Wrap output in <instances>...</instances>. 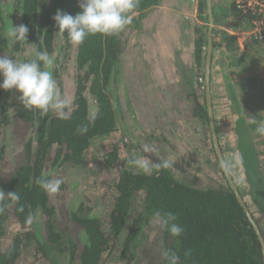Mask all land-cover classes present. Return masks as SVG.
I'll return each mask as SVG.
<instances>
[{
	"label": "trees",
	"instance_id": "trees-1",
	"mask_svg": "<svg viewBox=\"0 0 264 264\" xmlns=\"http://www.w3.org/2000/svg\"><path fill=\"white\" fill-rule=\"evenodd\" d=\"M162 3L164 0H139L132 23L124 30L113 36L89 35L77 46L67 39L66 33L63 37L57 34L59 29L53 16L58 9L74 16L80 11L78 0H0V55L23 62L33 58V49L47 51L54 58L50 70L63 96L61 72L69 66L75 72L72 105L66 109V118L58 117L55 112L41 116L38 111H29L18 99V92L0 89V191L16 192L20 197L19 202H15L7 195L0 196L3 209L0 212V264H23L24 261L27 264H105V255L114 251L120 253L117 260L127 259L125 264H130L143 246L141 241L146 229L153 228L152 225L157 230L154 246L157 254L152 264H167L162 256L165 250L176 252L179 264H264L259 237L218 159L205 86L198 84L199 80H187L193 91L188 99L194 98L192 117H200L208 128L206 148L209 154L213 152L215 160L208 157L205 161L218 173L217 186L190 184L183 172L171 166L158 172L154 169L152 175H145L129 163L131 159L142 157L153 165L162 162L148 149L152 147L149 144L153 143V136L144 135V139H140L142 147H139L135 145V137L122 132L123 114L119 110L123 109L112 93V87L118 88L125 79L126 65L134 60L135 49L129 44L138 42V35L147 30L150 13L161 9ZM223 5L220 18L214 13L215 24L219 25L220 19L232 11L227 3ZM195 6L201 19L208 23L206 0H199ZM20 25L28 28L27 43L7 35L11 26ZM208 27L197 28L193 43L200 72L206 60ZM221 33L222 42H215L214 37V49L223 44L232 57H239L240 47L233 43V36ZM215 34H218L216 28ZM245 55L232 63H243ZM2 80L0 76V82ZM242 80L246 89L255 90L256 85H261L264 92V79L256 76ZM263 114L259 112L251 119L249 131L239 126V150L245 157L253 152V147L264 146V135L256 132L258 122L264 120ZM81 126H87L85 134L78 131ZM252 131L257 138L255 146L249 137ZM100 141L105 143L98 157L96 145ZM9 144L14 158L13 152L8 151ZM16 147L18 150L14 151ZM125 149L133 150L127 153ZM9 154L14 164L6 170V155ZM93 158L98 160L96 169L90 165ZM121 160L126 161V166L116 172L111 182L96 181L103 186L101 200L108 205L107 216L99 217L93 212L95 206L91 205V197L79 202L74 199L70 168L93 170L96 174L119 165ZM245 164L252 197L264 213V174L252 168L249 161ZM262 165L264 167V163ZM55 179L62 180L55 194L47 193L38 183ZM21 206L23 212L18 210ZM156 211L174 213L176 223L184 228L182 235L172 237L163 229L154 218ZM29 215L35 217L31 224L26 223ZM253 215L264 237V219ZM9 221L18 223L21 231L4 245Z\"/></svg>",
	"mask_w": 264,
	"mask_h": 264
},
{
	"label": "rangeland",
	"instance_id": "rangeland-1",
	"mask_svg": "<svg viewBox=\"0 0 264 264\" xmlns=\"http://www.w3.org/2000/svg\"><path fill=\"white\" fill-rule=\"evenodd\" d=\"M194 2L193 0H184L183 2L166 0L162 3L161 9L150 13L147 18V30L145 29L141 35H138V42L129 44L130 48H134L135 51L133 52L134 60L131 61V64L128 62L126 65V77L118 88L112 87V93L115 97L114 100L116 99L123 109L119 110L123 114L122 132H128L130 137H135V145L142 147L140 139H144V135L150 134L154 139L151 141L153 143L149 144L152 147L148 149L156 157L162 161H168L176 171L183 172L190 184L216 187L218 173L212 165L206 164L205 161L208 157L215 160L213 152L209 154L206 148L205 140L209 138V131L200 117H192L194 98L188 99V96L193 91L190 83H186L187 80L192 79L193 81L199 80L198 84H204V69L200 72L197 67L194 53L195 44L193 43L197 28L200 26L205 29L209 25L205 19H201ZM217 35H214L215 42H217ZM216 55L217 67L215 79L213 82L211 81V91L218 140L225 161L230 166V174L256 218L262 220L264 213L259 210L258 202L252 197V187L245 161H249L252 168L256 167L260 173L264 174L262 165L264 163V146L257 145V138L254 137L252 131V137L249 136L252 139L250 141L252 145L257 146L252 148L253 152L247 153L246 157L243 156L239 150L238 130L239 126H243L249 131L250 124L253 122L251 119L259 113L258 111L252 114V112L258 110L264 103V92L261 91V85H256L255 90H251V93L244 91L241 86H237L238 78L232 79L230 75L225 76L222 71L225 67L223 55L220 53ZM74 73L73 68L69 66V69L61 72L60 76L65 96L70 99L74 91ZM230 86L237 87V91H240L241 94L232 98L229 95ZM201 96L203 98L202 94ZM239 96H241L240 102L238 101ZM248 96H252L254 99L250 100ZM202 98L200 100H203ZM250 101H252L251 104H249ZM241 119H243L242 125H239ZM262 138L264 140V136ZM104 143V141H100L96 145L98 157L104 150ZM8 148L9 152H13L12 145L9 144ZM248 148H250L249 145ZM15 150L18 148L16 147ZM132 150L130 149L128 152L125 149V152L130 153ZM13 158L10 154L6 155V170L13 167ZM92 160L94 162L90 165L96 169L98 160L94 158ZM125 162V160H121L119 165L96 174L93 170L70 168L69 181H71L70 185L75 187L74 199L79 202L83 198L91 197L93 202L91 205L95 206L94 214L106 217L108 205L101 200L104 188L101 184H96V181L100 180L108 184L116 176V172L126 166ZM262 224L264 225V221ZM152 226L154 229H146L147 232L141 241L143 246L139 253H136V258L134 255L130 264H140L141 262V264H152L156 257L155 254H157L154 249L157 230L154 225ZM19 231H21V226L15 221H9L4 245H7L12 236ZM143 251L145 252L143 253ZM118 255L120 253L117 251L106 254L105 264H125L127 259L117 260L116 256ZM23 264L27 263L24 261Z\"/></svg>",
	"mask_w": 264,
	"mask_h": 264
},
{
	"label": "clouds",
	"instance_id": "clouds-1",
	"mask_svg": "<svg viewBox=\"0 0 264 264\" xmlns=\"http://www.w3.org/2000/svg\"><path fill=\"white\" fill-rule=\"evenodd\" d=\"M138 3L139 0H78L80 11L74 16L59 9L56 11L53 20L59 29L57 34L63 37L66 33L67 39L77 46L82 44L89 35H116L132 23ZM27 33L28 28L20 25L11 26L7 35L16 41L26 42ZM53 65L54 58L47 51L39 49H33V58L23 62L0 55V76L3 77L0 89L18 92L20 94L18 99L29 111H38L41 116L55 112L58 117L66 118V109L70 108L72 100L63 96L58 88L57 81L50 70ZM87 130V126H81L78 129L81 134H85ZM256 132L264 135V120L258 122ZM129 163L145 175H152L154 169L158 172L161 168L171 166L168 161L153 165L144 158L131 159ZM221 166L225 171L230 170L227 162L222 161ZM38 183L47 193L55 194L59 191L62 180H40ZM4 195L15 202L20 200L16 192L5 194L0 191V196ZM18 210L23 212V206ZM2 211L3 209L0 208V212ZM154 218L172 237H179L184 232V228L176 223L177 216L172 212L156 211ZM34 219L33 215H29L26 223L31 224ZM162 256L167 264H179L180 258L172 250H165Z\"/></svg>",
	"mask_w": 264,
	"mask_h": 264
},
{
	"label": "crops",
	"instance_id": "crops-1",
	"mask_svg": "<svg viewBox=\"0 0 264 264\" xmlns=\"http://www.w3.org/2000/svg\"><path fill=\"white\" fill-rule=\"evenodd\" d=\"M166 0H164L165 2ZM181 2V0H179ZM237 0H214V13L219 16L220 18V7L224 3H227L231 6L232 11H230L229 15L227 17H223L220 19L219 25L216 24L215 28L218 32L217 35V41L222 42L223 33H227L230 36H233L234 40L233 43L237 44L238 47H240L239 52H237V55L239 57L236 58V56L232 57L231 53L228 52L226 46L223 44L218 47L217 50L214 52V58H213V68H212V82L215 79V69L217 67L216 63V54L220 53L225 58V61L223 62L225 67L223 68V73L225 76L230 75V77L235 78L237 77L238 80L237 86H241L244 91H247L248 93H251V90L246 89L244 84L242 85V79H248L253 77H259L260 79H264V45L261 43H254L253 38L249 35V26H248V20L243 15L240 16L239 12L235 9V2ZM197 5V4H195ZM224 6V5H223ZM258 42V41H257ZM232 43V44H233ZM253 43L255 46H253ZM252 44V45H251ZM257 44V45H256ZM217 52V53H216ZM245 55L246 60L243 61V63H238L234 65V60L242 57V55ZM233 62V63H232ZM239 84V85H238ZM253 90V89H252ZM241 92L237 91V87L232 88V86L229 87V95L234 98L237 97V95H240ZM250 97V100H253L252 96ZM241 96L238 97V101L240 102ZM252 101L249 102L251 104ZM259 104V103H258ZM263 112L264 113V103L261 104V106L258 108V110H253V113L256 112ZM264 115V114H263Z\"/></svg>",
	"mask_w": 264,
	"mask_h": 264
},
{
	"label": "water",
	"instance_id": "water-1",
	"mask_svg": "<svg viewBox=\"0 0 264 264\" xmlns=\"http://www.w3.org/2000/svg\"><path fill=\"white\" fill-rule=\"evenodd\" d=\"M207 4V16H208V38H207V47H206V60L204 65V86H205V92H206V101H207V111L209 115V122H210V128L212 132V138L214 142V146L216 149V153L218 156V159L220 161V164L222 161H225L224 155L222 153L220 143L218 140V135L216 131L215 126V118H214V111H213V101H212V91H211V81H212V66H213V58H214V24H215V15H214V0H206ZM223 168V167H222ZM223 171L225 173V176L227 178V181L229 182V185L231 189L233 190L239 204L243 208L249 222L253 226L256 234L259 237L262 251L264 255V237L262 236L261 230L259 225L257 224L256 219L254 218V215L247 204L243 194L239 190V187L235 183L232 175L230 174V171H225L223 168Z\"/></svg>",
	"mask_w": 264,
	"mask_h": 264
},
{
	"label": "built area",
	"instance_id": "built-area-1",
	"mask_svg": "<svg viewBox=\"0 0 264 264\" xmlns=\"http://www.w3.org/2000/svg\"><path fill=\"white\" fill-rule=\"evenodd\" d=\"M234 5L248 20L250 37L264 45V0H237Z\"/></svg>",
	"mask_w": 264,
	"mask_h": 264
}]
</instances>
